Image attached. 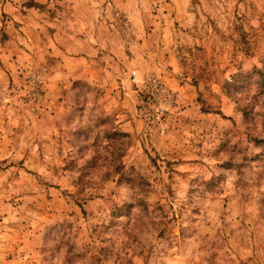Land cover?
I'll return each mask as SVG.
<instances>
[{
	"label": "rangeland",
	"instance_id": "obj_1",
	"mask_svg": "<svg viewBox=\"0 0 264 264\" xmlns=\"http://www.w3.org/2000/svg\"><path fill=\"white\" fill-rule=\"evenodd\" d=\"M0 264H264V0H0Z\"/></svg>",
	"mask_w": 264,
	"mask_h": 264
}]
</instances>
